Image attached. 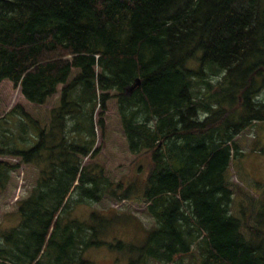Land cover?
<instances>
[{
  "label": "trees",
  "instance_id": "16d2710c",
  "mask_svg": "<svg viewBox=\"0 0 264 264\" xmlns=\"http://www.w3.org/2000/svg\"><path fill=\"white\" fill-rule=\"evenodd\" d=\"M5 79L35 104L62 89L34 146L0 138V155L39 170L18 202L21 221L0 232V264H40L51 245L62 261L70 248L102 244L127 251V264H264V210L230 180L231 162L244 155L237 136L264 123V0H0ZM113 97L130 151L149 159L143 179L127 185L84 163L98 151L96 114ZM10 111L29 117L21 105ZM19 166L0 160V191ZM236 190L251 214L233 213ZM75 192L95 201L139 193L155 225L139 244H112L70 221L58 243Z\"/></svg>",
  "mask_w": 264,
  "mask_h": 264
},
{
  "label": "rangeland",
  "instance_id": "374dc122",
  "mask_svg": "<svg viewBox=\"0 0 264 264\" xmlns=\"http://www.w3.org/2000/svg\"><path fill=\"white\" fill-rule=\"evenodd\" d=\"M188 66L197 68V63L189 62ZM61 89L62 85L59 86V92L47 103L35 104L28 101L19 88L15 89L10 80L0 82V138L13 140L19 137H35L38 140L37 123L24 118L25 125L20 126L16 118L19 112L11 113L10 110L16 105H21L33 119L40 120L41 127H44L48 124L51 108L60 104ZM258 100H264V89L259 92ZM100 111L101 108L96 114L98 151L90 157H85L84 163L98 165L114 184L123 182L127 185L134 179L142 180L148 171L149 159L142 155L143 153L134 154L130 151L118 109V98L110 99L102 114ZM100 119L104 121V126L99 124ZM7 128L11 130L9 133ZM37 140L27 144L26 148L34 146ZM236 140L240 143L244 155L231 162L230 180L241 187L243 192L254 196L258 201L257 209L264 210V123L261 126L255 123L244 129ZM0 160L20 164L10 172L6 188L0 191V232L10 233L15 225L14 212H17L18 202L30 195L39 170L34 164L23 163L19 157L12 154L0 155ZM120 191L119 189L118 192ZM138 195L139 193H135L133 198L119 200L116 196L106 193L100 201H95L80 198L77 192L73 193L70 196V207L65 208V211H69L61 213V230L58 238H55L56 241L66 244V238L61 235L64 225L70 221H80L98 230L97 235H92L93 240H106L112 244L122 240L124 243L139 244L146 235V229L155 225V219L149 213L146 202ZM233 196V213L239 216L242 215V210L248 214L252 213L250 200L245 195L236 190ZM3 243L0 239L1 246ZM58 253L57 247L48 246L42 252L40 264H127L130 259L127 251L108 244L92 245L83 251H72L70 248L62 261L55 260ZM69 253L71 258L67 260ZM191 258L184 257L182 264H194Z\"/></svg>",
  "mask_w": 264,
  "mask_h": 264
},
{
  "label": "crops",
  "instance_id": "0c3cea01",
  "mask_svg": "<svg viewBox=\"0 0 264 264\" xmlns=\"http://www.w3.org/2000/svg\"><path fill=\"white\" fill-rule=\"evenodd\" d=\"M55 107V106H54ZM12 113V112H11ZM28 113V112H27ZM29 114V113H28ZM29 118V119H31V120H35L34 122H36L37 123V125L36 126H38V125H40L41 126V121L40 120H38V119H36V118H32L33 116H31L30 114H29V117H25L22 113H17V119H18V123H19V118ZM49 116H50V114H49ZM9 119H11V117H8ZM7 118V119H8ZM6 119V120H7ZM49 120H50V117H49ZM49 122V121H48ZM20 125V124H19ZM46 126V125H45ZM44 126V127H45ZM8 130H6L7 131V133H9V131H11L9 128H7ZM36 136V135H35ZM20 138V139H19ZM18 139L17 138H15V139H13V140H8L7 139V142L5 143V144H7V143H11L10 145L11 146H13V145H15L16 146V148H20V149H26V146H27V144H29L30 142H35V140H37L35 137L33 138V139H31L32 137H30L29 139L27 138V139H25V137H19ZM17 139V140H16ZM14 142H16V143H14ZM19 210L17 209V212H18ZM17 212H14V215H15V217H16V221H15V225L14 226H12V227H15V226H17L18 224H19V222L21 221V214H19V212L17 213Z\"/></svg>",
  "mask_w": 264,
  "mask_h": 264
},
{
  "label": "water",
  "instance_id": "95a60500",
  "mask_svg": "<svg viewBox=\"0 0 264 264\" xmlns=\"http://www.w3.org/2000/svg\"><path fill=\"white\" fill-rule=\"evenodd\" d=\"M140 83H141L140 79L137 78L136 81H135V82H134L129 88H127V92H128V93L133 92L134 89H135L137 86L140 85Z\"/></svg>",
  "mask_w": 264,
  "mask_h": 264
}]
</instances>
